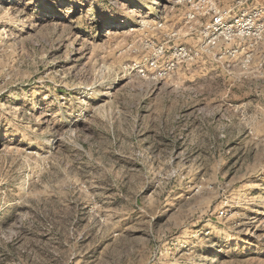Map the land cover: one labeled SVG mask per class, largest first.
<instances>
[{"label":"rangeland","instance_id":"374dc122","mask_svg":"<svg viewBox=\"0 0 264 264\" xmlns=\"http://www.w3.org/2000/svg\"><path fill=\"white\" fill-rule=\"evenodd\" d=\"M153 1L0 0V264H264V40Z\"/></svg>","mask_w":264,"mask_h":264},{"label":"built area","instance_id":"2783aa9c","mask_svg":"<svg viewBox=\"0 0 264 264\" xmlns=\"http://www.w3.org/2000/svg\"><path fill=\"white\" fill-rule=\"evenodd\" d=\"M172 10L182 12L184 34L174 29L168 34L173 42L171 59L167 61L168 70L182 61L198 59L204 55H223L233 57V45L252 43L257 45L264 40V0H167ZM158 27H164L159 20ZM182 37H191L196 46L176 43ZM161 51L156 58L147 60L155 71H161L165 61L160 62ZM143 71V69H141ZM165 70V69H163ZM167 71H161L164 76Z\"/></svg>","mask_w":264,"mask_h":264},{"label":"bare ground","instance_id":"6f19581e","mask_svg":"<svg viewBox=\"0 0 264 264\" xmlns=\"http://www.w3.org/2000/svg\"><path fill=\"white\" fill-rule=\"evenodd\" d=\"M153 4H157V1H156V0H154V1H153ZM126 23H127V22H126Z\"/></svg>","mask_w":264,"mask_h":264}]
</instances>
